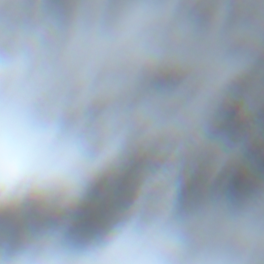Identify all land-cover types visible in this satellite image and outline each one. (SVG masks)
<instances>
[{
  "label": "clouds",
  "instance_id": "1",
  "mask_svg": "<svg viewBox=\"0 0 264 264\" xmlns=\"http://www.w3.org/2000/svg\"><path fill=\"white\" fill-rule=\"evenodd\" d=\"M0 264H264V0H0Z\"/></svg>",
  "mask_w": 264,
  "mask_h": 264
}]
</instances>
